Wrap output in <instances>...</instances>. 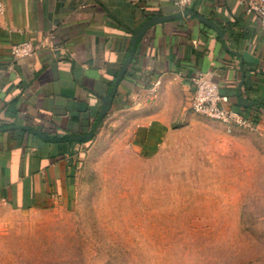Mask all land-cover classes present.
Segmentation results:
<instances>
[{
  "label": "crops",
  "instance_id": "crops-1",
  "mask_svg": "<svg viewBox=\"0 0 264 264\" xmlns=\"http://www.w3.org/2000/svg\"><path fill=\"white\" fill-rule=\"evenodd\" d=\"M1 1L0 205L70 207L82 146L99 125L75 137L103 112L128 116L122 125L139 152L161 149L196 116L192 79L202 73L218 84L221 107L264 134V26L245 0L184 9L176 0ZM23 42L40 48L13 59L11 46Z\"/></svg>",
  "mask_w": 264,
  "mask_h": 264
},
{
  "label": "rangeland",
  "instance_id": "rangeland-1",
  "mask_svg": "<svg viewBox=\"0 0 264 264\" xmlns=\"http://www.w3.org/2000/svg\"><path fill=\"white\" fill-rule=\"evenodd\" d=\"M104 112L70 207L0 205V264H264V134L194 116L145 155Z\"/></svg>",
  "mask_w": 264,
  "mask_h": 264
},
{
  "label": "built area",
  "instance_id": "built-area-1",
  "mask_svg": "<svg viewBox=\"0 0 264 264\" xmlns=\"http://www.w3.org/2000/svg\"><path fill=\"white\" fill-rule=\"evenodd\" d=\"M198 0H176L179 9L187 8ZM247 15L256 16L264 26V0H245L242 2ZM5 11L4 3L0 0V15ZM48 36L46 39H49ZM40 48L39 44L23 42L11 46L10 53L13 59L31 57ZM193 89L191 93L190 109L199 117L217 121L227 127H251V124L242 119L238 114L221 107L219 87L208 74L202 73L192 79Z\"/></svg>",
  "mask_w": 264,
  "mask_h": 264
},
{
  "label": "water",
  "instance_id": "water-1",
  "mask_svg": "<svg viewBox=\"0 0 264 264\" xmlns=\"http://www.w3.org/2000/svg\"><path fill=\"white\" fill-rule=\"evenodd\" d=\"M177 16H179V15H177ZM175 17H176V16L161 17V18H159L158 20H154L153 22H159V21H163V20H166V19H169V18H175ZM198 18H199V20H201L203 23H206V24H208L209 26L214 27L213 24H212L210 21H208L207 19L202 18V17H200V16H198ZM150 23H151V22H150ZM144 29H145V26H143L140 30H138V31L136 32V35H139ZM133 42H135V41H133ZM103 113H104V112H103ZM103 113L101 114V116H100V118H99V120H98L96 126L93 128V130H92L88 135H86V136H76L75 139H78V140H87V139L91 138V137L93 136L94 132H95V129L97 128V126L99 125V123H100V121H101V118H102Z\"/></svg>",
  "mask_w": 264,
  "mask_h": 264
}]
</instances>
